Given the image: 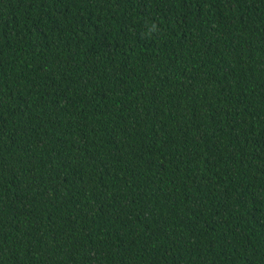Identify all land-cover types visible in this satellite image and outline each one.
<instances>
[{
	"label": "trees",
	"instance_id": "trees-1",
	"mask_svg": "<svg viewBox=\"0 0 264 264\" xmlns=\"http://www.w3.org/2000/svg\"><path fill=\"white\" fill-rule=\"evenodd\" d=\"M0 264H264V0H0Z\"/></svg>",
	"mask_w": 264,
	"mask_h": 264
}]
</instances>
